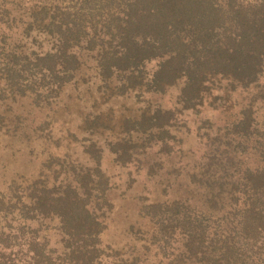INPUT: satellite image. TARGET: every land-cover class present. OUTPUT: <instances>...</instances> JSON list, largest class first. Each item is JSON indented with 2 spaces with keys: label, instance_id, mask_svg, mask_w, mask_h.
Listing matches in <instances>:
<instances>
[{
  "label": "trees",
  "instance_id": "obj_1",
  "mask_svg": "<svg viewBox=\"0 0 264 264\" xmlns=\"http://www.w3.org/2000/svg\"><path fill=\"white\" fill-rule=\"evenodd\" d=\"M171 88L179 89L172 108L143 99ZM237 91L255 93L223 125L205 119L196 129L201 164L186 172L196 191L144 207L156 234L139 241L159 264H264V0H0V139L13 142V155L33 154V142L40 155L73 148L71 106L86 110L78 129L94 164L50 151L51 183L40 175L25 189L11 180L7 195L0 190V264H109L100 237L111 185L97 139L113 133L112 102L146 104L109 143L115 162L130 166L135 139L145 141L142 152L154 140L169 154L177 119L225 111L222 94ZM47 220L58 223L57 247ZM137 255L125 264H146Z\"/></svg>",
  "mask_w": 264,
  "mask_h": 264
},
{
  "label": "rangeland",
  "instance_id": "obj_2",
  "mask_svg": "<svg viewBox=\"0 0 264 264\" xmlns=\"http://www.w3.org/2000/svg\"><path fill=\"white\" fill-rule=\"evenodd\" d=\"M244 1V0H242ZM12 37L15 32H12ZM19 33L22 30L19 29ZM16 36H20L15 34ZM14 39V38H13ZM225 87V83H220ZM215 86H219L215 84ZM177 88H171L163 95L149 96L146 95L143 99L152 102H158L164 109L172 108L178 94ZM215 92V91H214ZM255 92L242 93L240 91L227 94L224 92V103L219 101L218 106H223L225 111L221 109H213L206 107L203 112L194 114L189 111L184 113L181 118L177 119L171 133L176 137L175 143H170V153L164 152L162 146L153 144L154 140L149 141L146 145L147 151L142 152V138L136 140V148L139 154L134 157V163L130 166H122L115 162L114 156L109 153L110 142L113 145L116 142V135L120 134L121 120L124 116L139 115L144 111L146 104L141 103L144 100L142 97H130L124 100H116L113 103L114 115L110 122L113 133L111 135H103L97 139V147L102 149L100 158V168L105 177H110L109 184L111 185L108 192L111 208L105 213L103 220L104 230L100 237L101 245L106 248V252L111 256L107 261L109 264H125L130 263L133 254H138L140 258L148 257L146 264H159L160 256L155 254L156 250L150 248L149 252L143 250V245H149L152 234H156V227L149 220L148 215L144 213V207L147 204L167 205L168 202H174L186 196L192 189L189 184V179L186 172L192 170L193 166L201 164L200 155L204 148L199 143L196 137V129L200 125V121L209 119L216 126L223 125L227 118L233 117L242 108H245L247 102L252 98ZM71 112L74 114L71 120L70 129L75 133L77 141L75 147L68 150L62 144L57 151L53 147L45 155H40L41 150L39 144L32 143L35 146L33 154H28L29 150L22 149L17 154L13 155L7 149L13 142L7 138L0 139V190L5 195L8 194V185L11 180L22 182V187L25 189L32 182L36 181L40 175H45L49 183L52 182L54 175L46 171L45 165L51 162V158H47V154L55 152V156L62 157L65 153L72 156V160L79 163L83 167H93V162L84 153V147L81 145L84 142V136L87 135L80 131L82 125L81 118L86 113V110L81 111L71 107ZM5 109V108H3ZM21 114L30 110L28 105H23L18 108ZM32 111V110H31ZM36 121L41 117L37 110L32 111ZM7 124L12 126L15 121L12 114L8 112ZM54 137H61L56 128ZM34 137L31 134L30 137ZM63 137V136H62ZM107 137V138H106ZM114 139V140H113ZM10 141V143H9ZM17 146V145H15ZM145 146V147H146ZM16 148V147H14ZM31 155V156H30ZM36 157V159H35ZM191 193V191H190ZM48 234L52 245L59 246L60 237L56 233L58 223L56 221H48ZM4 222L0 221V229L4 228ZM139 240H148L146 244ZM58 242V244H56ZM114 259H113V258ZM115 257H118L117 259ZM165 264V262L160 263Z\"/></svg>",
  "mask_w": 264,
  "mask_h": 264
}]
</instances>
